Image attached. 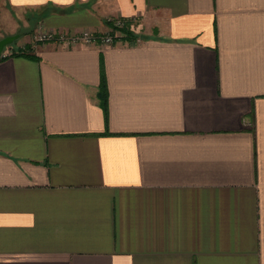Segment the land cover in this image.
<instances>
[{"label": "crops", "instance_id": "0c3cea01", "mask_svg": "<svg viewBox=\"0 0 264 264\" xmlns=\"http://www.w3.org/2000/svg\"><path fill=\"white\" fill-rule=\"evenodd\" d=\"M17 33L0 264H264V0H0Z\"/></svg>", "mask_w": 264, "mask_h": 264}, {"label": "built area", "instance_id": "2783aa9c", "mask_svg": "<svg viewBox=\"0 0 264 264\" xmlns=\"http://www.w3.org/2000/svg\"><path fill=\"white\" fill-rule=\"evenodd\" d=\"M127 27V20L124 18H117L113 21L112 29L104 34H99L95 31L86 30L80 33L66 34L57 30H46L39 28L34 38L39 42H55L65 45H92V44H113L116 39L123 37L125 28ZM13 47L8 46L0 56L6 57L12 54Z\"/></svg>", "mask_w": 264, "mask_h": 264}, {"label": "trees", "instance_id": "16d2710c", "mask_svg": "<svg viewBox=\"0 0 264 264\" xmlns=\"http://www.w3.org/2000/svg\"><path fill=\"white\" fill-rule=\"evenodd\" d=\"M126 29V28H125ZM16 42V41H15ZM14 42V43H15ZM13 43V44H14ZM30 47L31 46H28L26 45L25 47H20V48H14L13 51H12V54L10 55H26V56H32L33 55L31 53H29L30 51ZM9 55V56H10ZM8 56L6 57H3V56H0V60L2 59H5L7 58ZM100 96H101V99H102V104H103V107L105 109V112L106 114L108 113L107 111V102H108V91H107V87H106V82L104 80V76L102 75L101 76V89H100Z\"/></svg>", "mask_w": 264, "mask_h": 264}, {"label": "water", "instance_id": "95a60500", "mask_svg": "<svg viewBox=\"0 0 264 264\" xmlns=\"http://www.w3.org/2000/svg\"><path fill=\"white\" fill-rule=\"evenodd\" d=\"M20 34H10L2 37L0 39V55L8 47L13 45V43L19 38Z\"/></svg>", "mask_w": 264, "mask_h": 264}]
</instances>
